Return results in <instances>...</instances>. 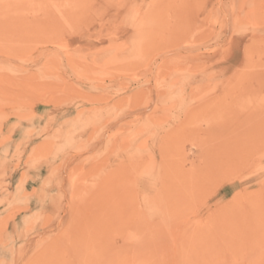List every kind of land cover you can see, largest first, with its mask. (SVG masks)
<instances>
[{
    "label": "rangeland",
    "instance_id": "374dc122",
    "mask_svg": "<svg viewBox=\"0 0 264 264\" xmlns=\"http://www.w3.org/2000/svg\"><path fill=\"white\" fill-rule=\"evenodd\" d=\"M0 264H264V0H0Z\"/></svg>",
    "mask_w": 264,
    "mask_h": 264
},
{
    "label": "bare ground",
    "instance_id": "6f19581e",
    "mask_svg": "<svg viewBox=\"0 0 264 264\" xmlns=\"http://www.w3.org/2000/svg\"><path fill=\"white\" fill-rule=\"evenodd\" d=\"M223 116H224V115H223ZM224 119H225V118H224ZM227 120H228V118H227ZM230 121H231V119H230ZM225 122H226V121H225ZM223 124H224V123H223ZM224 127H225V126H224ZM225 130H226V129L224 128V131H225ZM218 131H219V130H218ZM222 132H223V131H222ZM227 133H228V132H227ZM222 135H224V136L226 135L225 137H228V136H229V134H226V133L221 134V136H222ZM227 135H228V136H227ZM221 136H220V137H221ZM225 137H224V138H225ZM227 139L229 140V138H227ZM225 140H226V139H225ZM226 144H228V142H227V143L225 142V145H226Z\"/></svg>",
    "mask_w": 264,
    "mask_h": 264
}]
</instances>
